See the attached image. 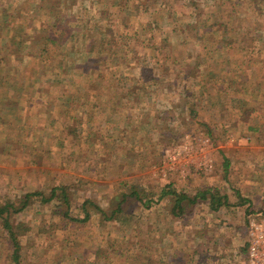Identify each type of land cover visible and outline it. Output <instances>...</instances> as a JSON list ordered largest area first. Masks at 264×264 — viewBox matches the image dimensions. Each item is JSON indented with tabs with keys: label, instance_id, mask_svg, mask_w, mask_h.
<instances>
[{
	"label": "rangeland",
	"instance_id": "obj_1",
	"mask_svg": "<svg viewBox=\"0 0 264 264\" xmlns=\"http://www.w3.org/2000/svg\"><path fill=\"white\" fill-rule=\"evenodd\" d=\"M186 142L194 159L210 149L209 172L168 174ZM251 144L261 155L264 0H0V206L14 204L0 264H250L248 222L264 206L228 212L247 195L225 199L213 176L231 178L220 145ZM249 160L245 188L263 189L264 163ZM59 185L68 200L43 201ZM119 204L124 223L105 219Z\"/></svg>",
	"mask_w": 264,
	"mask_h": 264
},
{
	"label": "crops",
	"instance_id": "obj_2",
	"mask_svg": "<svg viewBox=\"0 0 264 264\" xmlns=\"http://www.w3.org/2000/svg\"><path fill=\"white\" fill-rule=\"evenodd\" d=\"M250 147L252 149L251 151L242 150L241 148H238V147H236V148H238V150H236V148H235V150H231L233 148H229L228 146L225 147L223 145H220L218 147V149H216V150H218V152H219V148H221V150H222V160L223 161H222V163L220 162L222 164V166H223V169H224V172H222V173H225V171H226L225 168H227L225 166H227V164H230L229 167H231V168H228L229 169L228 172L231 175V178H229L226 175L224 177L220 176L219 179H218V177H216V176L214 177L213 176V179H217V181H219V183H222V188H223V190L226 191V194H224L223 197H225V199H227V198L230 199L233 196L230 193H235V195L233 196V197H235V196H237L239 194L240 190H242V195L243 196H244L243 193H245L247 195L248 199L245 200L247 203H245L244 205L230 206L229 209L227 208L228 212H232L234 214L238 213V215H239V213H242V212H244L246 214V212L248 213V211H253L252 209L256 210V209L261 208V207L264 206V204H261L260 201L257 202V200H256L257 198L260 197L259 195H262V191L261 190L264 189V188L263 189L262 188L259 189V187H262V185H261L262 181L260 182V184H256V186H254L251 189V191L245 188V185H247L246 184L247 179L245 177L246 176L245 174H247V170L252 165H254L253 162L250 161L249 159H251V158L259 159L257 161L255 160L259 164H257L254 161L255 164H257L258 166L259 165H263V163H264L263 162L264 161V159H263L264 151L260 155L258 152H256V150L253 149V148L262 147V146H259V145L255 146V145L251 144ZM201 150H203V152L200 153V158L205 154L204 159L209 161L212 164L211 166L214 167L215 165H214L213 158L208 155V154H210V149L207 148V147L205 148V146H204L203 149H201ZM230 151L233 153L232 156H229V152ZM239 159H243V160H239ZM211 166H210L209 169H203L201 166L197 165V170L201 171L203 169V171L209 172L208 170L212 169ZM168 174H171L169 169H168ZM250 178H253V177L250 176ZM250 182H251V180H250ZM229 185L231 187H229ZM259 185H261V186H259ZM199 194L202 195L204 193H200L199 192L197 195H199ZM214 194H215L214 192H212V193L209 192L208 193V195H209V200L208 201L210 202V205L216 207L219 204L218 207L223 208L221 206H224L225 203H217V204L214 205V201L216 200L215 197H214ZM201 195L197 196V198H196V196L195 197L193 196L189 200L191 202H193L192 200H195V199H198V198L201 200L202 199ZM260 198H262V196ZM223 211H226V210H223ZM244 213H242V214H244ZM246 221H247V217H246ZM240 226H241L240 224H234V227H237L238 232L232 235V239L230 240L231 242L228 243L229 245H227L228 248H230L228 253L233 257L234 260L237 259V255L241 252V249H242L243 240L246 239L245 230H244V228L242 229V227H240ZM238 227H240V228H238ZM248 244H249V241L247 242V246H248ZM197 262H200V260L197 261ZM205 263H209V262H205Z\"/></svg>",
	"mask_w": 264,
	"mask_h": 264
},
{
	"label": "built area",
	"instance_id": "obj_3",
	"mask_svg": "<svg viewBox=\"0 0 264 264\" xmlns=\"http://www.w3.org/2000/svg\"><path fill=\"white\" fill-rule=\"evenodd\" d=\"M201 149H198V151L201 152ZM191 153L194 154L187 142L173 149L167 161L169 170L180 169L183 171L182 168L185 169L186 165L189 164L199 165L203 169L210 168L212 164L204 159L205 154L201 158L199 156L200 159H194L191 157ZM186 157L191 159H187ZM250 215L248 222L250 264H264V210L255 211Z\"/></svg>",
	"mask_w": 264,
	"mask_h": 264
},
{
	"label": "trees",
	"instance_id": "obj_4",
	"mask_svg": "<svg viewBox=\"0 0 264 264\" xmlns=\"http://www.w3.org/2000/svg\"><path fill=\"white\" fill-rule=\"evenodd\" d=\"M140 62H141L140 66L142 68L141 69V74H142L143 79L145 78V79H154L155 80L158 77V76L155 75L156 72L151 73V67H148V64H151V62H152V58L142 59ZM149 71H150L151 74H149ZM187 97L190 98L189 95ZM57 189H60L61 194H62L64 200H68L66 187L59 185L58 187L57 186H54V187L51 188V190H50L51 193H50L49 196H42L43 201H49V200H52V199L58 197L59 194L56 193V190ZM167 193H175V190H173V189L172 190H165L164 191V195H166ZM175 196H176V200H178V201H176V205H179L180 204V201H182V199L185 197L184 194H177V193H175ZM197 196H199V195H197ZM204 197H205V195L202 194L201 195V198H204ZM214 197H215V194H214ZM86 199L82 202V208H83V211L85 212V215H84L83 218L77 219V220H87V219H89V213L87 211V206H86V202H87L88 199L87 200ZM192 201L195 202L196 199L195 200H192ZM23 204L24 205L27 204V200L26 199L24 200V203ZM218 205L215 208H217ZM10 206H13L14 207L13 202H8L7 204H4L3 206H0V216H2L4 212H9L10 211L9 210V207ZM20 207H23V206L21 205ZM14 210L16 211V210H18V208H15ZM102 215L104 216L105 219H111V218H113V217L116 216V218L119 221H122L121 223H124L125 211L123 210V207H121L120 204L117 205L111 211L110 214H107L106 212L102 211ZM4 219H5V225L8 228V233L10 234V237L13 239L14 244H16V249H17L18 246H19V242H18V239H17L16 231H14L11 223L9 222V219L7 217H5ZM16 251H15V253H16ZM14 259H18L17 253L14 256Z\"/></svg>",
	"mask_w": 264,
	"mask_h": 264
}]
</instances>
